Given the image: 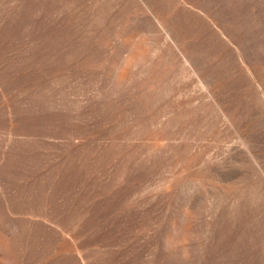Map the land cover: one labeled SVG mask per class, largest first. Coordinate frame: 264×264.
<instances>
[{"label": "rangeland", "instance_id": "1", "mask_svg": "<svg viewBox=\"0 0 264 264\" xmlns=\"http://www.w3.org/2000/svg\"><path fill=\"white\" fill-rule=\"evenodd\" d=\"M0 264H264V0H0Z\"/></svg>", "mask_w": 264, "mask_h": 264}]
</instances>
